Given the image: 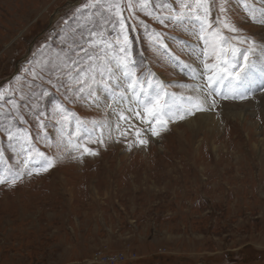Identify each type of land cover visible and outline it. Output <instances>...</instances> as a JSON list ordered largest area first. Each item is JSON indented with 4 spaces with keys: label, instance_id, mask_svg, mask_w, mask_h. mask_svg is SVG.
<instances>
[{
    "label": "rangeland",
    "instance_id": "374dc122",
    "mask_svg": "<svg viewBox=\"0 0 264 264\" xmlns=\"http://www.w3.org/2000/svg\"><path fill=\"white\" fill-rule=\"evenodd\" d=\"M100 2L99 11L80 14L88 0H0V175L19 176L0 184V264H104L97 260L115 255L124 260L113 264H264V74L240 90L243 99L213 96L214 108L209 101L183 119L158 117V134L145 131L141 144L131 125H151L135 118L144 112L127 80L114 61L89 70L80 51L90 32L102 31L109 59L119 54L113 0ZM119 2L144 89L154 83L177 105L206 99L195 12L170 19L194 0H147L152 15L140 8L145 0H131V10L129 0ZM221 2L212 7L213 28ZM223 2L239 30L223 35L242 50L254 44L255 60L264 24L249 9L259 14L264 0ZM4 129L26 134L27 143L10 142ZM25 148L35 163L25 164ZM37 153L52 161L47 171L34 170Z\"/></svg>",
    "mask_w": 264,
    "mask_h": 264
},
{
    "label": "snow or ice",
    "instance_id": "6c2138e0",
    "mask_svg": "<svg viewBox=\"0 0 264 264\" xmlns=\"http://www.w3.org/2000/svg\"><path fill=\"white\" fill-rule=\"evenodd\" d=\"M215 6V0H194V4L182 3L181 8L187 9V13L180 12L176 16L170 17V19L182 20L186 15H192L195 12V19L199 22V36L198 38L204 41L205 48L202 52L203 56V65L204 68L208 70L209 74L207 75V85L198 89L203 93H206V99H202L201 96L196 97H187L182 98L183 105H177L175 101L171 98L166 99L167 93L163 92V89H153L151 92H148L144 89V83L141 82L137 77L134 68L132 67V61L129 59L130 52L129 46L131 41L129 40L127 34V25L125 23L126 18L123 16V9L119 0H113L112 3L107 5V10L114 17H118L117 23L120 28L119 36H122L123 39L117 40L119 44V54H115L109 59V50L112 49V44L110 41L104 39V33L101 32H90V39L86 41L87 47H82L80 49L83 52L84 57L88 63L89 70H94L95 62L100 61L103 64L107 65L111 61H114L116 64L117 70L120 72L121 76L125 78L128 82L129 88L131 89L133 96L135 98V103L138 109H142L144 116L141 117L140 111L135 112V118L141 120L145 124L151 125L150 128L140 130L131 125L135 129V136L138 139V142L141 144H146V140L139 139L140 136L144 134L145 131H151L152 135H157L158 131L154 126L155 122L158 121V117L168 116L169 118L173 116H178V118L183 119L184 115H191L193 111H205L208 110L205 105L210 104L209 106L214 108L216 105V100L213 99V96H221L223 99L239 98L243 99L244 94L240 90L245 87L247 83L250 82L251 78L257 74H264V49H261V53L255 60L250 59L252 55L255 54L256 48L254 44H249L246 49H241L230 42V40L223 35V30H227L231 33H237L239 30L234 24L231 23L230 19L227 17V9L225 3L221 2L219 6V12L222 15H219L215 18L216 27L213 28L212 17V7ZM104 5L101 4L100 0H88V3H85L82 9H77V12L84 14L85 11L97 10L99 11L103 8ZM128 9L131 10L133 5L131 0L127 5ZM142 11L148 15H152L148 11V3L145 0V3L140 5ZM249 15L254 22L264 24V9L260 11L259 14L256 13L254 9H249ZM160 20L163 23V20L159 16L154 17ZM141 23H143L141 21ZM157 39L159 34H156ZM232 40H236L238 43H244V39L238 36H233ZM98 51H94L97 50ZM115 51V50H113ZM101 53L103 55H101ZM79 55V53H77ZM214 58L213 63H209V59ZM78 60L72 61V64H78ZM79 72L80 70L77 69ZM224 87L227 88V93H222L220 89ZM139 88V91L137 89ZM0 99H3V93H0ZM132 111V109H129ZM121 120L128 121L129 117L121 114ZM119 127V125H117ZM7 132L9 141L23 139L27 143V135L19 136L18 133L12 132L10 129H4ZM77 132H83L85 137L93 135V132L84 129L81 127L77 128ZM127 135V132L124 133ZM27 153V159L25 164L35 163L33 159L34 149L25 148ZM85 152L90 155H95L94 152H91L89 149L85 148ZM38 156L42 157V162L38 168L34 170L47 171L49 167L52 166V161L48 160L43 153H37ZM46 165V166H45ZM31 175V172L29 173ZM19 176L16 175L9 179L0 175V184L11 183L15 184L16 179Z\"/></svg>",
    "mask_w": 264,
    "mask_h": 264
},
{
    "label": "built area",
    "instance_id": "2783aa9c",
    "mask_svg": "<svg viewBox=\"0 0 264 264\" xmlns=\"http://www.w3.org/2000/svg\"><path fill=\"white\" fill-rule=\"evenodd\" d=\"M124 257L123 255H115L114 257H104L100 261L97 260L99 263H104V264H113V263H121L120 261H123Z\"/></svg>",
    "mask_w": 264,
    "mask_h": 264
},
{
    "label": "bare ground",
    "instance_id": "6f19581e",
    "mask_svg": "<svg viewBox=\"0 0 264 264\" xmlns=\"http://www.w3.org/2000/svg\"><path fill=\"white\" fill-rule=\"evenodd\" d=\"M261 32L263 33L264 32V28H263V30H261ZM160 80V79H159ZM157 82V81H156ZM163 84V83H162ZM151 85V84H150ZM158 85V84H157ZM156 85H154V83L152 84V88L153 89H156ZM195 91V90H194ZM106 93V92H105ZM107 95V94H106ZM167 99V98H166ZM177 101V100H176ZM213 119H207V121H206V126H209L210 128L212 127H214V125L216 124V122L215 121H212ZM216 126V125H215Z\"/></svg>",
    "mask_w": 264,
    "mask_h": 264
}]
</instances>
